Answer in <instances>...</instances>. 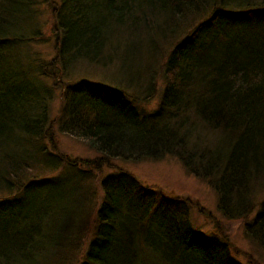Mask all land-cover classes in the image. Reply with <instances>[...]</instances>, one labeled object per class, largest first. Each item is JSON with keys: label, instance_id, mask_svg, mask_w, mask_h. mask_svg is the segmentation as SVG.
Masks as SVG:
<instances>
[{"label": "trees", "instance_id": "trees-1", "mask_svg": "<svg viewBox=\"0 0 264 264\" xmlns=\"http://www.w3.org/2000/svg\"><path fill=\"white\" fill-rule=\"evenodd\" d=\"M53 2L55 54L46 62L22 49L38 24L36 0H0V189H16L0 198V264H244L217 228L193 226L188 199L126 170L99 180L101 198L77 187L113 160L166 156L206 181L222 217L243 219L246 238L264 250V199L253 194L264 183V0ZM156 26L181 37L162 63L155 109L92 79L63 81L83 62L127 70L125 51L137 53L133 39ZM50 77L64 82L58 131L94 159L53 149L50 91L39 84ZM149 82L139 103L157 91ZM39 169L51 174L22 180ZM74 192L82 211L73 220Z\"/></svg>", "mask_w": 264, "mask_h": 264}, {"label": "rangeland", "instance_id": "rangeland-1", "mask_svg": "<svg viewBox=\"0 0 264 264\" xmlns=\"http://www.w3.org/2000/svg\"><path fill=\"white\" fill-rule=\"evenodd\" d=\"M55 0H36L38 24L30 29L26 36L31 37V43H27L22 46L23 53L25 55H31V57H39L46 62H49L54 58L55 50L54 43L55 37L53 32V16H52V5ZM186 21L180 22L184 25ZM189 25L185 24L183 29L188 28ZM171 27L159 28L152 27L151 31L140 34L137 38L133 39L138 46H135L133 51L126 50L125 55L133 60L130 62V66L127 70H121L118 67V63L110 64L105 68L89 65L86 62L78 63L70 72L67 77L63 78L66 83H74L82 78L92 79L96 82L114 86L116 88L124 90L130 96H136L140 109L151 111L155 109L159 93L161 91L162 82V63L172 48L173 44L181 37V33L172 32ZM153 34V35H152ZM155 47L157 55L149 56L147 54V48L150 51ZM153 47V48H152ZM155 53V54H156ZM160 56V57H159ZM20 59L24 61L27 56L20 54ZM159 57V60L157 58ZM151 58V59H150ZM135 60V61H134ZM106 61V60H105ZM152 64V65H151ZM153 67L151 70L150 68ZM152 73V74H151ZM156 81L157 90L153 97L147 101V103H139L142 101L139 90L153 92L152 86L150 85L151 79ZM64 82L61 79L56 78L55 80L50 78H44L43 81L39 79V84L46 87L50 91L49 95L51 100L49 102V118H50V134L53 139V149L55 151L66 154L72 158L79 159H94L98 156L89 146L78 139L72 138L68 135L62 134L57 128V119L61 107V95ZM138 87H136L135 84ZM148 84V85H147ZM147 85V86H146ZM149 89H147L146 87ZM144 87L146 88L144 90ZM44 89V91H46ZM117 169H122L133 174L138 180L144 184L152 185L163 190L166 193L179 196L184 199H188L193 203L192 209L190 210L189 217L195 228L200 229L203 232H213L214 229H218L219 233L226 236L232 245L234 254L239 261L244 264H264V250L255 246L250 242L244 235V220H227L222 217L217 209V195L214 189L204 180L199 179L190 174L183 167L181 162L172 157L166 156L158 160H140V161H122L113 160L111 166L102 169L98 175L94 174L95 178H78L76 182L77 187L90 186L97 192V197L101 198L102 191L98 188L99 180L105 175H110ZM85 169L83 171H88ZM58 173V171H54ZM51 173L44 170H32L26 172L22 176V180L25 181L32 177H44ZM92 173H90L91 175ZM16 189L13 187L11 190L4 191L0 189V198L8 194H12ZM75 191V189H74ZM253 194L256 197V201L264 199V183L253 187ZM72 201V208L68 209L69 217L73 220L81 213L82 208L75 203H78V196L74 192L73 197L67 201ZM66 205V204H65ZM255 213L248 217L251 218ZM53 250L50 252L52 253ZM237 253V254H236Z\"/></svg>", "mask_w": 264, "mask_h": 264}, {"label": "bare ground", "instance_id": "bare-ground-1", "mask_svg": "<svg viewBox=\"0 0 264 264\" xmlns=\"http://www.w3.org/2000/svg\"><path fill=\"white\" fill-rule=\"evenodd\" d=\"M150 29H151V28H150ZM150 29H149V30H150ZM127 95H128V94H127ZM129 96H130V95H129ZM109 187H115V186H114V185H110Z\"/></svg>", "mask_w": 264, "mask_h": 264}]
</instances>
